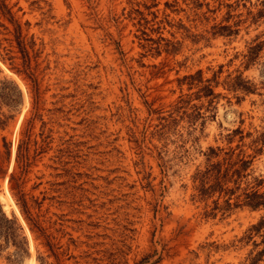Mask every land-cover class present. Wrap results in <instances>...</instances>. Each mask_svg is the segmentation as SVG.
Here are the masks:
<instances>
[{
	"label": "rangeland",
	"instance_id": "1",
	"mask_svg": "<svg viewBox=\"0 0 264 264\" xmlns=\"http://www.w3.org/2000/svg\"><path fill=\"white\" fill-rule=\"evenodd\" d=\"M5 1L38 51H29L28 74L20 53L10 62L0 47V76L22 94L7 88L2 106L14 116L0 129V193L11 198L9 213L1 201L0 210L13 221L0 220V264H249L259 236H245L264 206L211 209L227 195L201 198L194 173L219 161L231 201L242 202L244 188L264 193V144L254 141L264 125V0ZM0 21L1 45L14 46L12 25ZM167 40L180 42L177 52ZM198 69L216 72L217 94L178 102L197 89L178 79ZM239 72L250 91L229 88ZM177 104L199 106L203 124L192 129L185 117L165 129ZM56 157L78 175L74 198L55 188L71 185L50 175Z\"/></svg>",
	"mask_w": 264,
	"mask_h": 264
},
{
	"label": "trees",
	"instance_id": "2",
	"mask_svg": "<svg viewBox=\"0 0 264 264\" xmlns=\"http://www.w3.org/2000/svg\"><path fill=\"white\" fill-rule=\"evenodd\" d=\"M260 14H263L261 12ZM0 15H2L11 25V32H12V39L14 41V46L12 47H6L1 45L0 40V47L4 50V53L7 55V58L10 59V62H13L14 58L16 57L14 52L20 53V57L22 58V64L24 71L28 74H31L28 67V61H29V51H34V45H35V38L33 34L29 35L28 38H25L24 34L22 33V25L20 21L15 17L13 11L11 10V7L8 5V3L5 0H0ZM183 23H181L182 25ZM0 26H6L7 24L4 23V21H0ZM185 29H188L186 25H183ZM221 28L223 29V34H230L234 32L231 30L229 24H222ZM170 43V44H169ZM178 43H180L178 40L176 41H170L167 40L166 44L171 45V49L173 53L177 52L178 50ZM261 41L249 44L247 47V51L244 53L245 56V62L246 65H249L250 62L254 61L255 58L258 56V53L261 49ZM15 47V48H14ZM38 50L35 49L34 55L37 54ZM1 56V52H0ZM1 59L4 60L5 57L1 56ZM218 75L216 72L213 73L211 77L203 78L201 75V70L198 69L194 73L185 74L182 77L178 79L180 83H182L184 80L189 79L188 83L189 85L195 84L197 89L189 94H185L184 96H181L178 100V102H185L186 104H189L190 102V96L192 94L196 95L197 97L201 96H210L208 99L209 102H212L213 97L215 94H217L214 91V85L218 83ZM11 87L12 90L15 92L16 97L21 98V91L17 87V85L14 83V81L10 78H7L6 76H0V129H3L6 127L9 118L13 117V113H5V111L2 110L3 104H7L8 100L10 99V95L8 93L7 88ZM229 88L231 90L237 91H250L251 90V84L249 79H246L242 73H237L234 76H231L230 78V84ZM187 96V97H186ZM174 111H170L169 116L165 117V122H163V126H165V129L175 128L177 124H179L180 119L185 118L187 119V122L193 127L192 129H195L198 124H203L204 121L198 122L197 119L200 116H203L199 106L195 105L193 106L192 110H188L187 106H180L179 104L175 105ZM176 113L175 115L173 113ZM41 120V126L40 131L37 133V135L40 136L41 140L43 142H48L47 137L51 135V128L46 130V121H44L42 118H39ZM238 130V127L233 129L231 132H236ZM171 131V130H170ZM257 134L254 137V141L256 143L264 144V125L262 126V129L257 130ZM164 138L167 135L166 132H164ZM2 143L5 148V152L7 154V157L10 156L11 153V146L10 142L6 140V136H2ZM23 148V138H20V140L17 141L16 144V154H15V161H19L20 157V150ZM62 147H60L61 149ZM215 147L210 145L208 147L209 151H214ZM261 148L259 147V150ZM63 150V149H61ZM206 160L209 156H211V153L208 155V152H205ZM23 157H25L23 155ZM60 157H56L55 159V165L50 164L54 169H57V172L50 171V175L53 173H57L55 175L61 176L63 179H60L62 181H59V183H67L70 181L71 185L68 189L66 187H60L61 185H57L56 190L64 191V196L68 198H74L75 189L74 184L77 181V174L75 172H72L70 168L63 167L60 162ZM208 165V161H207ZM247 167L246 161L242 160V166L241 168L244 169ZM201 171V174L199 172ZM77 172V171H76ZM43 175V174H42ZM226 172L221 173V167L219 161L211 162V168L209 166L206 167V170L198 169L194 173V178H197L199 180V183L197 185L198 194L201 198H205L213 194L214 192H223L227 197L224 199V202L219 204L218 199H215L214 206L211 207V209H221V212L223 214H226L228 210H230L233 206L237 205H247L248 207L252 209H258L264 206V193L259 192L258 189H251V190H244L242 191L241 200L239 201H231V197L229 196L230 193L234 192L233 187L230 186H224V182H227L226 178ZM14 177L13 173H10L9 179ZM18 186L19 183H18ZM0 201L3 203L4 209L7 213H9V205L11 203V198L8 194H2L0 193ZM207 211H205L206 213ZM214 214V213H213ZM27 218H31L30 215H27ZM0 220L4 221H13L12 218H9L4 211L0 210ZM31 220V219H30ZM38 228H41L40 225H37ZM42 233L45 235L47 244L51 247L53 246V242L50 239V236L42 230ZM254 235L259 236V240L253 239V247L248 253L247 259L249 264H254L255 262L263 259L264 257V213L260 215L258 220L254 223H251L249 226V232L245 236L248 239H251ZM150 255L144 257L141 262L147 260ZM160 257V255H158ZM140 262V263H141Z\"/></svg>",
	"mask_w": 264,
	"mask_h": 264
}]
</instances>
